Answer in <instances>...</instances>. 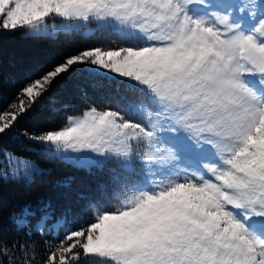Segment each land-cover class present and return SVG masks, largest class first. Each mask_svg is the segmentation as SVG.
Here are the masks:
<instances>
[{
	"label": "snow or ice",
	"instance_id": "obj_1",
	"mask_svg": "<svg viewBox=\"0 0 264 264\" xmlns=\"http://www.w3.org/2000/svg\"><path fill=\"white\" fill-rule=\"evenodd\" d=\"M109 30L116 46L65 56L6 103L0 89V264H264V0H0V38ZM76 72L119 81L115 107L84 91L80 114L58 109L53 88ZM45 102L63 125L22 127ZM7 138L107 169L82 197L86 224L51 203L7 205L5 184L45 171Z\"/></svg>",
	"mask_w": 264,
	"mask_h": 264
},
{
	"label": "trees",
	"instance_id": "obj_2",
	"mask_svg": "<svg viewBox=\"0 0 264 264\" xmlns=\"http://www.w3.org/2000/svg\"><path fill=\"white\" fill-rule=\"evenodd\" d=\"M112 41H117L119 44L118 37L110 30L96 32L95 35L85 34L83 31L70 35L61 32L56 39L24 38L19 32L3 36L0 38V72L3 74V78L0 80V89L6 98L5 103L15 94L21 86V82L28 77L40 74L65 56L84 48L116 46L112 44ZM92 80L93 78L86 73L76 72L59 81L52 91V95L59 102L56 107L59 109L71 102V106L66 109L67 114H80L85 107L80 100L84 91L87 92L90 102L94 101L98 107H115V104H109L107 97L113 88L121 87L119 81L106 82L103 88H96L92 86ZM129 99L138 101L140 97L130 96ZM49 107L47 102L38 106L37 112L25 121L22 127L31 129L34 124L42 128L62 126L65 121V112L53 114L49 111ZM3 143L19 154L31 157L45 169L43 174L34 177V182L31 184L20 182L3 186L4 198L9 207L17 202L29 203L33 209L39 212L44 204L51 203L57 216L69 208L73 214L81 213L84 218L78 220L75 226L79 227L81 223H87L88 214L82 211L87 201L82 197L91 195L98 183L108 181L107 169L103 173H97L94 169L95 174L90 175L88 172L68 164L56 160L49 161L46 156L40 154L41 148L31 145L27 141L21 143L19 140L7 138ZM25 148L29 150L25 151ZM111 165L116 167L115 164ZM15 235L14 231H9V240ZM36 240L43 249V243L39 237H36Z\"/></svg>",
	"mask_w": 264,
	"mask_h": 264
},
{
	"label": "rangeland",
	"instance_id": "obj_3",
	"mask_svg": "<svg viewBox=\"0 0 264 264\" xmlns=\"http://www.w3.org/2000/svg\"><path fill=\"white\" fill-rule=\"evenodd\" d=\"M55 23H56V24H59V23H61V21L57 20V21H55ZM93 30H94V26H93ZM84 33H85V32H84ZM85 34H90V33H85ZM77 115H78V114H77ZM134 117H136L135 120H139V119H140L139 116H134ZM41 150H42V149H41ZM36 163H37V162H36ZM37 164H38V163H37ZM107 168H114V166H113V165L110 166V164H109V165L107 166ZM108 175H110L109 172H108ZM107 179H109L108 176H107ZM82 224H84V223H81L80 225H82ZM80 225H79V226H80ZM72 227L75 228V227H78V226H75V224H73Z\"/></svg>",
	"mask_w": 264,
	"mask_h": 264
}]
</instances>
